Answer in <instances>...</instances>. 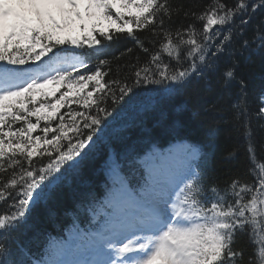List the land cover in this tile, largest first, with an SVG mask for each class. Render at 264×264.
I'll return each instance as SVG.
<instances>
[{
    "label": "snow or ice",
    "instance_id": "6c2138e0",
    "mask_svg": "<svg viewBox=\"0 0 264 264\" xmlns=\"http://www.w3.org/2000/svg\"><path fill=\"white\" fill-rule=\"evenodd\" d=\"M258 8L264 9V0H236L231 7L223 0H209L200 12L174 6L170 0H0V204L7 203V211L0 212V264H264V164L249 169L250 182L234 178L220 187L208 182L201 167L206 157L195 148L184 149L180 170L153 178L138 194H122L144 210L117 214L105 225V233L127 236L118 244L102 234L98 259H24L23 246L13 247V237L27 224L32 207L46 201L65 172L76 169L88 155L86 149L110 115L108 100L120 103L144 84L168 82L178 86L167 89L174 92L213 77L225 87L235 81L246 88L237 77V46L264 49V23L257 25L251 39L237 41L236 36L243 37L249 13ZM181 12L189 21L186 26L173 19ZM237 17L239 28H235ZM137 31L151 34L154 50L145 46ZM97 32L107 41L126 34L149 55L146 65L132 66L131 84L118 79L105 82L108 73L100 68L109 64L105 59L91 74L81 72L87 62L71 50L87 46L93 50L90 54L99 55ZM44 57L48 61L36 70L22 68L29 62L39 64ZM93 81L94 87L80 96L81 107L88 111H70L69 124L58 115L60 110L66 103L69 107L78 103L69 98L84 93ZM50 85L55 87L44 91ZM40 96L48 102L39 101ZM259 112L264 117V106ZM41 120L46 121L43 126ZM54 120L59 121L57 126L52 125ZM244 128L252 160L253 134L247 123ZM37 129L43 135L33 136ZM45 155L46 163H34L35 157ZM234 156L235 151L227 153L224 160ZM242 236L252 246L247 258L245 248L237 246Z\"/></svg>",
    "mask_w": 264,
    "mask_h": 264
},
{
    "label": "trees",
    "instance_id": "16d2710c",
    "mask_svg": "<svg viewBox=\"0 0 264 264\" xmlns=\"http://www.w3.org/2000/svg\"><path fill=\"white\" fill-rule=\"evenodd\" d=\"M223 2L231 7L236 0ZM255 2L257 0H249V3ZM170 3L174 6L182 4L200 12L209 0H170ZM247 18L250 22L243 37L236 36L237 41L252 38L257 25L264 23V9L258 8L255 13L250 12ZM173 19L177 24L183 22L185 26L189 22L184 19L182 12L178 17L174 15ZM103 23L108 27V22ZM196 24L199 27L198 21ZM239 27L237 17L235 28ZM136 34L144 40L150 51L154 50L149 43V32L137 31ZM95 35L102 45L99 55L90 54L93 50L87 46L71 50L80 53L87 62V68H82L81 72L91 74L100 60L105 59L109 64L100 66L102 72L108 73L104 77L105 82L111 83L113 79H118L131 84L134 79L132 66L146 65L149 55L141 51L126 34H115L112 41L105 40L98 32ZM128 48L132 49L131 53L126 51ZM56 52L64 53L60 48ZM235 58L239 61L237 77L247 84L244 89L235 81L225 87L218 77H213L210 81H201L195 87L180 88L174 92H168L167 89L178 86L168 82L159 85L144 84L134 88L133 93L120 103L112 104L108 100L110 115L94 136L89 149H86L88 155L76 169L65 172L64 179L54 187L46 201L32 207L27 224L13 237V247L23 246L27 253L24 259L48 260V246L59 244L72 230H97L101 217L94 219L90 213H96L97 206L102 205L103 199L111 196L109 188L112 187L113 177L124 184L129 192L137 193L145 176L144 171L136 164L137 159L154 149L163 150L176 141L187 142L190 148L198 149L206 157L201 167L207 172L208 182H215L220 187L234 178L250 182L253 177L249 174V169L256 164H264V117L259 112L263 106L261 97L264 95V49L253 46L248 50H240L237 46ZM32 64L35 63L29 62L24 66ZM94 85V81L90 82L84 93H76L70 97L69 100H76L78 103H71L70 107L66 103L58 115H64L65 121L70 124L71 118L67 115L70 111L87 112V109L81 107L80 96L87 95ZM60 91L66 89L61 88ZM58 97L59 92L51 102H55ZM38 100L48 102L43 96L38 97ZM196 112H199L198 117L194 115ZM92 114H95L94 109ZM31 119L35 122V117ZM80 119L77 117V121ZM45 123L44 120L40 121L41 126ZM51 123L57 126L59 121ZM245 123L253 134L255 157L252 160L247 152ZM37 135L43 133L37 129L33 136ZM51 135L49 133V137ZM73 135L69 132L70 137ZM63 143L66 146L67 142ZM233 151L234 158L225 161L224 156ZM48 159L46 155L35 157L34 163L39 165L41 162L46 163ZM4 211H7V203L0 204V212ZM237 246L245 248V258L251 254L252 246L248 243L247 236L240 237Z\"/></svg>",
    "mask_w": 264,
    "mask_h": 264
},
{
    "label": "rangeland",
    "instance_id": "374dc122",
    "mask_svg": "<svg viewBox=\"0 0 264 264\" xmlns=\"http://www.w3.org/2000/svg\"><path fill=\"white\" fill-rule=\"evenodd\" d=\"M42 66V65H41ZM55 87L54 85L48 86V89H45L44 91H48L51 88ZM188 148L187 144L184 142H176L171 147H168L163 152H159L157 150L148 153L144 157H142L140 160L136 162V164L142 168L146 174L145 180L149 184L152 182L153 178H160L163 176H166L172 172L180 170L184 163H185V153L184 149ZM146 187V186H145ZM141 191H137V193H140ZM124 190H115L112 192V195L109 198V201H105L106 205H108V208H113V210L110 212V214L107 213V211L102 212V215L106 217V224L117 214L124 213V212H135V211H143L144 209L137 208L130 204L127 200L124 199L123 194ZM99 213H101V210L99 209ZM105 224V225H106ZM105 229V226H104ZM104 229H102L103 232H101V235L104 234L111 238L116 243H122L125 240V237L127 236V233H120L116 235H112L111 233H105ZM97 241H90V243L87 244V247L90 251L88 258L84 260H77L74 261L69 258H63V261L68 262H84L89 260H95L99 257L96 254V248L98 244H96ZM100 243V242H99Z\"/></svg>",
    "mask_w": 264,
    "mask_h": 264
}]
</instances>
